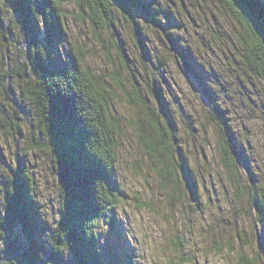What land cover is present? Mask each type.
I'll use <instances>...</instances> for the list:
<instances>
[{
    "label": "rangeland",
    "instance_id": "374dc122",
    "mask_svg": "<svg viewBox=\"0 0 264 264\" xmlns=\"http://www.w3.org/2000/svg\"><path fill=\"white\" fill-rule=\"evenodd\" d=\"M57 1L65 26L60 54L66 63L68 53L83 59L79 60L81 68L108 82L115 93L110 109L120 121L117 161L111 174L120 188L117 223L115 228L102 220L98 223L101 264H167L183 256L189 258L184 264H238L240 255L254 254L258 255V264H264L262 225L247 195L234 196L220 163L217 125L207 112L196 80L174 57L164 34L174 37L179 50L196 62L204 83L219 96L264 187V80L251 74L240 60L234 39L238 32L235 20L212 0H145L163 26L147 22L142 12L135 11L147 45L146 63L134 44L132 27L114 13L113 33L120 38L130 72L160 80L181 150L196 181L194 198L181 175L178 180H162L155 159L140 145L134 120L142 112L126 97L131 86L126 69L119 65L116 48L109 45V33L100 32L104 47L92 25L79 15L74 0ZM103 48L109 51V57ZM9 51L0 42V187L18 164L28 170L34 182V240L47 257L50 235L60 217L59 179L50 151L43 147L45 139L33 108L5 92L6 77L1 74L9 67ZM118 75L122 86L113 79ZM6 109L13 111L11 122L3 119ZM6 126L12 134L5 133ZM16 233L20 236L19 228ZM63 253L58 264H73L69 253Z\"/></svg>",
    "mask_w": 264,
    "mask_h": 264
},
{
    "label": "trees",
    "instance_id": "16d2710c",
    "mask_svg": "<svg viewBox=\"0 0 264 264\" xmlns=\"http://www.w3.org/2000/svg\"><path fill=\"white\" fill-rule=\"evenodd\" d=\"M212 1L238 25L234 39L242 64L264 80V0ZM74 3L82 19L94 28L101 45L105 47L100 32L110 35L109 45L116 48L119 65L126 69L131 86L125 92L126 97L142 112L134 120L140 145L155 159L160 178L178 180L181 175L186 189L196 198V181L181 150L176 123L162 95L160 80L154 75L146 74L143 78L130 72L120 38L113 33L114 13H117L132 27L134 44L147 63V45L135 11L142 12L147 22L161 26L150 3L145 0H74ZM164 34L175 52L174 57L196 80L207 112L217 125L216 144L225 178L234 188V196L247 195L264 234V187L258 182L245 146L236 135L219 96L204 83L195 68L196 62L179 50L174 37ZM64 36L57 0H0V42L14 54L7 55L9 67L1 74L6 77L4 89L9 97L28 102L36 113L39 132L45 139L43 147L50 151L58 174L61 203L60 217L50 235V252L45 257L33 234L36 209L32 176L20 164L11 170L0 187V264H58L62 262L63 251L69 253L73 264H101L98 223L102 220L111 228L117 223L120 188L111 177L120 132V121L110 109L115 93L104 78L81 68L83 59L79 62L68 53L69 62H65L60 54ZM103 50L109 57V51ZM80 51L79 48L82 56ZM118 76L113 79L122 86ZM11 117L13 111L4 110L3 119L11 122ZM5 133L12 134L10 127H5ZM188 260L183 256L167 264H184ZM238 264H258V255H240Z\"/></svg>",
    "mask_w": 264,
    "mask_h": 264
}]
</instances>
